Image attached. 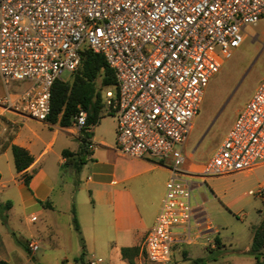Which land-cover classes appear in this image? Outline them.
<instances>
[{
	"label": "built area",
	"instance_id": "obj_1",
	"mask_svg": "<svg viewBox=\"0 0 264 264\" xmlns=\"http://www.w3.org/2000/svg\"><path fill=\"white\" fill-rule=\"evenodd\" d=\"M262 17L264 0H0V76L32 85L17 103L22 112L45 122L53 84L75 73L81 53L90 50L114 73L101 112L116 119L119 152L173 161L160 213L145 238L149 264L169 263L173 231L191 217L190 184L181 178V151L174 147L187 141L223 60ZM86 118L79 110L72 125L80 131ZM257 167H264V80L199 177ZM249 194L264 200V189ZM25 246L29 253L39 248L31 240Z\"/></svg>",
	"mask_w": 264,
	"mask_h": 264
},
{
	"label": "crops",
	"instance_id": "obj_2",
	"mask_svg": "<svg viewBox=\"0 0 264 264\" xmlns=\"http://www.w3.org/2000/svg\"><path fill=\"white\" fill-rule=\"evenodd\" d=\"M97 79L101 104L97 124L79 131L73 125L61 127L28 117L17 103L32 85L4 82L0 76V214L5 216V221L0 217V261L88 264L101 259L100 264H149L145 238L160 213L173 161L135 159L119 152L116 119L101 112L107 87L101 85V76ZM106 118L115 122L112 141H106L98 131ZM82 130L90 136L86 139L87 155L77 172L74 163L85 151ZM89 144L93 146L91 150ZM12 147L24 150L33 160L24 172L15 171ZM65 150L72 154L70 160L62 156ZM180 151V169L184 173L181 178L190 184L191 217L173 231L168 264H194L196 260H203L198 264H255L249 250L253 229L263 218L250 224L242 247L236 240L222 238L209 206L216 202L218 194H210L204 183L212 178L199 177L208 161H200L197 147L190 145L188 138ZM67 161L71 164L66 165ZM262 169V180L256 179V189L260 191L264 189V167L239 174L249 177ZM23 175L29 176L27 185ZM73 217L78 231L74 229ZM216 237L220 246L214 242ZM30 240L39 247L36 259L37 252L29 253L25 246ZM122 250H126L124 257Z\"/></svg>",
	"mask_w": 264,
	"mask_h": 264
},
{
	"label": "rangeland",
	"instance_id": "obj_3",
	"mask_svg": "<svg viewBox=\"0 0 264 264\" xmlns=\"http://www.w3.org/2000/svg\"><path fill=\"white\" fill-rule=\"evenodd\" d=\"M61 80L71 83L72 77L63 73ZM262 80L264 19L245 28L241 45L229 59L223 60L219 72L204 91L199 114L190 124L188 134V142L197 147L200 161L206 163L213 157L237 112L244 108ZM99 83L100 78L96 80L97 89ZM98 131L106 141H112L115 122L104 119ZM174 149L179 151L181 146L177 145ZM262 171L258 170L249 177L236 173L207 177L212 180L204 181L206 190L220 197L209 205L214 223L220 227V236L225 240L238 241L241 247L247 242L250 224L264 217V200L249 194L258 192L256 179L262 180ZM39 254L36 253L35 259Z\"/></svg>",
	"mask_w": 264,
	"mask_h": 264
},
{
	"label": "trees",
	"instance_id": "obj_4",
	"mask_svg": "<svg viewBox=\"0 0 264 264\" xmlns=\"http://www.w3.org/2000/svg\"><path fill=\"white\" fill-rule=\"evenodd\" d=\"M99 76H101L102 86L110 87L114 85V73L106 65L104 58L90 50L83 51L79 69L75 73L70 74V77H72L71 83L59 80L53 84L51 88L50 115L46 121L51 124L58 123L61 127H69L73 124V118L78 114L79 110H83L87 114L86 125L95 126L98 121V112L101 108L100 97L96 92L95 86V80ZM82 133L84 134L82 143L85 151L74 163V169L77 172L80 166L83 165L84 158L87 155L86 139L90 136L83 130ZM12 155L17 173L24 172L33 161L27 152L17 147H12ZM62 156L70 160L69 158L72 154L65 150L62 152ZM70 164L67 161L66 165ZM23 181L27 185L29 176L23 175ZM6 208H10V204H7ZM0 215L1 220L5 221V216L2 213ZM73 225L74 229L78 231V224L74 217ZM214 242L217 246H220L218 237L214 239ZM121 253L124 257L126 250H122ZM249 255L254 259L255 264H264V217L259 226L253 229ZM198 263H203V260L194 261V264ZM0 264L8 263L0 261Z\"/></svg>",
	"mask_w": 264,
	"mask_h": 264
}]
</instances>
